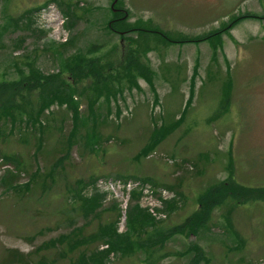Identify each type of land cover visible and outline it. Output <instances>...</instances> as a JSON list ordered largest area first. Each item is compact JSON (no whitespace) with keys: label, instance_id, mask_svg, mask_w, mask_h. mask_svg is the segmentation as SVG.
<instances>
[{"label":"rangeland","instance_id":"rangeland-1","mask_svg":"<svg viewBox=\"0 0 264 264\" xmlns=\"http://www.w3.org/2000/svg\"><path fill=\"white\" fill-rule=\"evenodd\" d=\"M113 1L0 0V264H264V0Z\"/></svg>","mask_w":264,"mask_h":264},{"label":"trees","instance_id":"trees-1","mask_svg":"<svg viewBox=\"0 0 264 264\" xmlns=\"http://www.w3.org/2000/svg\"><path fill=\"white\" fill-rule=\"evenodd\" d=\"M123 19V18H122ZM113 22L117 23L119 22V20H114ZM111 22L110 25L113 23ZM113 30H115V32H121L122 34L126 33V32H129L130 30L132 29H127V27H120V26H113L112 27ZM31 79V78H30ZM30 79H28V83H27V86H23V85H26L24 84L23 81H17V82H14V83H0V113H4V114H7V113H19L20 111H22V108H19L17 103V100L18 102L21 101V97L23 96H30L31 93L33 92L34 88L33 89V86H31L29 84V81H31ZM37 80V79H35ZM44 86V85H42ZM39 88V87H38ZM51 97H55V94L52 93L51 94ZM1 115L0 114V118H1ZM1 158V157H0ZM38 178V181H42L41 177H37ZM13 180V175H8L6 177V184H10ZM224 186V185H223ZM232 186H229L227 188L225 187H222V188H217L216 190L212 191V192H209L205 195L204 198L201 199V202L202 203H205V208L203 209V217L201 218L200 221L204 222L205 218L207 217L208 215V210L210 208V205L213 203V201L215 200V198L218 196V193L216 192H219V193H224L223 191L224 190H229L230 189L232 190L231 188ZM238 189H245V188H238ZM215 192V193H214ZM232 195V193H231ZM194 221V220H193ZM195 223V221H194ZM67 240H69V238H66ZM65 239V240H66Z\"/></svg>","mask_w":264,"mask_h":264},{"label":"built area","instance_id":"built-area-1","mask_svg":"<svg viewBox=\"0 0 264 264\" xmlns=\"http://www.w3.org/2000/svg\"><path fill=\"white\" fill-rule=\"evenodd\" d=\"M100 182L102 183V181H100ZM108 184H110L111 186H114V185L120 186V183H118V181L117 182L116 181L109 182ZM122 186H124V185H122ZM125 186H126L127 190H130L132 188L130 183H127Z\"/></svg>","mask_w":264,"mask_h":264},{"label":"water","instance_id":"water-1","mask_svg":"<svg viewBox=\"0 0 264 264\" xmlns=\"http://www.w3.org/2000/svg\"><path fill=\"white\" fill-rule=\"evenodd\" d=\"M116 1H117V0H114L113 3H112V5H111V8H112L113 11H115V10L113 9V5L116 3Z\"/></svg>","mask_w":264,"mask_h":264}]
</instances>
